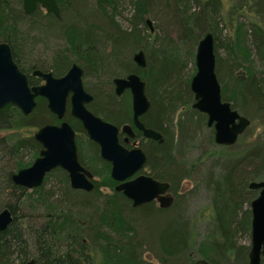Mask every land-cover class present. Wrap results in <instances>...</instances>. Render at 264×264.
Instances as JSON below:
<instances>
[{"label":"trees","instance_id":"trees-1","mask_svg":"<svg viewBox=\"0 0 264 264\" xmlns=\"http://www.w3.org/2000/svg\"><path fill=\"white\" fill-rule=\"evenodd\" d=\"M64 1L62 0V2ZM66 1L68 8L71 2L70 0ZM95 1L98 12L94 9H91L90 12L97 13L102 19L101 22L81 18L67 25L65 12L62 13V8H60V20L50 13L39 16L38 11L30 15L31 17H26L22 10L15 7L17 4H15V0H0V41L8 42L11 45L16 60L15 54L18 43L13 39L21 38L19 29L23 20L29 19L30 21L27 20L26 23L29 24L30 28L41 32L35 24L36 18H49L57 24L67 27L65 32L62 28L61 32L58 33L60 35L67 33L69 29L77 31L75 36L67 39L70 44L69 47L76 48L81 58L84 59L82 61L84 69H87L88 66L102 67L105 72L112 74L113 67L116 66L121 67L126 74L135 72L141 76L146 84L145 93L150 101V107L140 119L145 126L159 131L164 140L162 143H158L146 139L138 130H136L135 139L140 140L139 146L146 154L147 161L144 168L148 169L147 174L156 179L168 181L174 201L172 206L167 209L159 208L153 202L136 208L180 211L178 213L179 227L170 222L165 235L158 238L157 246L146 244V247L160 264H172L170 260L176 254L184 259L179 264H186L190 258L188 240L191 232L189 222L181 209L182 205H180L186 193H180L179 189L181 181L191 177L195 164L193 161L179 160L175 156V150L177 146L191 139L190 132H193L194 127L199 126L201 122L207 126V123L203 113L191 108L193 94L189 88V81L192 75L187 80H182L183 62L181 63L179 58L182 55L186 56V53L192 55L197 41L205 32L210 31L214 36V32L219 29L221 23L222 0H134L133 17L130 20L133 26L130 30L119 28L113 21V10L116 8L117 0ZM255 4L264 17V8L258 6L257 0H255ZM145 15L157 19L161 27L163 25V29L161 28L158 34L147 33L155 45L146 49V66L142 69L133 62L132 56L129 54L137 46L140 49L144 48L140 45L143 34L136 26L137 24L147 26L144 19ZM169 28L170 31L176 30V39L171 37L169 30H166ZM238 28L240 31L235 35V43L239 50L242 49L244 56L249 57L251 52L248 44L252 45L261 61L262 69L258 71L248 68L244 76H234L232 97L226 95L224 79L218 75L220 59L216 53L215 72L221 86L222 100L232 99V108L251 119L255 116L260 118L262 132L255 140L247 143L237 156H226L225 146H221V149L217 151H209V154L217 155L218 159H216L213 167L207 168V176L205 175L206 184L211 191L210 229L206 240L198 246V251L202 258L211 264H225L227 262L247 264L249 246L241 245L237 238L238 234L250 230V208L243 209V204L248 203L250 206L251 200L257 195V192L252 194L253 190L248 188V183L253 180H264V25H252L246 29L238 26ZM101 30L104 32L103 37L100 36ZM8 31H13V33L9 34ZM107 47L110 48L109 53L103 56ZM65 56L62 51L57 53L53 57L50 68L35 64L33 66L40 67L42 70L50 69L54 75H60L71 64L70 59ZM64 57L66 58L65 62L61 59ZM16 62L18 63L17 60ZM18 66L22 71H25L19 63ZM230 74L231 67L227 70V75ZM29 83H33L32 78L29 79ZM86 89L92 92L89 86ZM97 90L100 92L99 89ZM92 95H94V99L88 108L93 113L118 126L131 123L132 113L127 102L124 105V100L118 99L114 93L109 92L102 94L107 100L102 104L101 109L96 110L93 108L96 95L93 92ZM251 102L255 104L254 111L247 113L245 107ZM42 108L49 114L46 120L44 114L35 115L36 111H40ZM181 108L183 110L177 113ZM16 110V107L11 104L0 108V130L12 128L13 116L18 111ZM19 114L20 118L16 124L18 123L17 125L22 127H39L44 123H55V117L49 113L45 100L38 102L31 115L25 116L21 112ZM37 116L39 119L36 120ZM65 120L76 131L84 133L79 121L70 116L69 113L65 115ZM207 141L212 145L215 144L212 127H210ZM89 142L97 153V159L108 166L109 172L110 164L99 156L97 144L92 141ZM76 145L79 162L92 171L80 155L77 139ZM39 148L40 145L33 138V135L16 137L12 141H8L6 137L0 138V204L6 195L7 202L1 204L2 208H8L13 215L11 224L6 230L0 232V264H26L29 259H34L35 264H66L70 262L88 264L92 258L91 251L99 252L103 264H143L140 258V250L141 245L144 244L137 239V226L125 215V207L132 208V206L121 192L114 190L115 184L108 175L106 185L112 187L111 194H103L99 191L100 183L98 182L94 184V189L91 192L67 190V193L74 191L84 195L81 202H73L68 194L67 199L70 203L81 207L95 208L96 217H94L96 220L94 217H89V224L82 229L80 228L78 235L72 236L66 250L52 241V238L58 240L60 235L69 227L74 229L78 227L77 220L70 218L69 213L45 215L44 223L39 226L33 225L23 216L17 214L24 201L26 188L14 184L11 176L18 169L25 167L20 159L23 151L30 149L37 152ZM200 159V157L197 158V160ZM228 160H232L233 163L227 168L226 162ZM214 168H217L218 171L215 172ZM237 169L242 170L245 176L235 182L233 175ZM54 173L67 181V174L64 170L59 167L53 169L45 175L42 184L33 189V191H38V199L45 197L40 192L48 177ZM103 196L106 199L104 206H101L96 200L98 201ZM43 204L46 205L47 212H55L56 206L54 204L47 200H43ZM105 228L110 229L113 233H121L125 236L128 234V240L123 244L118 243L113 238V234L106 231ZM80 230L87 235H81ZM79 235L81 236L79 237ZM77 237L79 240H76ZM182 254L183 256H181ZM261 263L264 264V258Z\"/></svg>","mask_w":264,"mask_h":264},{"label":"rangeland","instance_id":"rangeland-1","mask_svg":"<svg viewBox=\"0 0 264 264\" xmlns=\"http://www.w3.org/2000/svg\"><path fill=\"white\" fill-rule=\"evenodd\" d=\"M58 5L62 8V13L65 12L66 24L70 25V22L77 21L76 19L86 18L88 20H94L101 22L102 19L94 11L90 12L91 9H94L98 12L96 7L95 0H70L71 5L67 8L68 4L65 0H57ZM133 1L134 0H117L113 10L114 19L113 21L119 28L124 30H130L133 26L131 23V18L133 17ZM17 3V4H16ZM65 3V5H64ZM15 7L22 10V1L15 0ZM257 4L260 8H264V0H257ZM71 6V7H70ZM38 15H44L46 12L44 9L39 8L37 10ZM26 17H31L24 15ZM150 18L152 21L153 31L151 32L148 28V25L145 27L142 24H137V29L143 34L142 42L140 45L144 46L141 48L144 50V55L146 49H150L154 46L153 39L147 35V33L158 34L160 29H163V25L157 19L149 15H145L144 19ZM35 19V18H34ZM29 19H24L22 24H20L19 35L21 38L16 37L15 40L18 43L17 46V55L21 64L25 68L35 64L41 67L50 68L53 63V57L62 51L65 57H68L72 62H75L82 66L83 58L79 51L76 48H70L68 37L75 36L77 32L75 29H69L67 33L60 35L62 28L65 32L67 27L64 25L57 24L49 18H36V25L39 27L40 31L33 30L30 28L29 24L26 23ZM30 21V20H29ZM252 25H264V17L261 14V10H258L255 0H222L221 8V23L219 29L214 32L215 36V53L216 56L220 59L218 75L220 78H223L224 88L226 95L232 97V85L234 76L240 77L244 76L247 72L246 69H257L260 71L261 61L259 60L258 55L255 53L252 45L250 46L251 55L245 57L242 49L239 50L237 44L235 43V35L239 33L240 29L238 26H241L243 29L249 28ZM79 30V29H78ZM170 35L173 39H176V30L173 29L170 31ZM100 36L104 33L101 30ZM9 34H12L13 31H8ZM7 33V34H8ZM104 36V35H103ZM102 36V37H103ZM22 42V43H20ZM74 46V45H73ZM248 46V47H249ZM139 46L135 47L129 55H133L134 52L138 51ZM109 49L107 47L104 50L103 56L108 55ZM195 53V49H193ZM194 53L191 55L186 53V56H183L180 59L181 63L183 62L181 69V78L182 80H187L190 75H193L195 72L194 65ZM128 55V54H127ZM128 55V57H129ZM61 58L62 61H66V58ZM67 58V59H68ZM133 60V59H132ZM106 62V61H104ZM134 62V61H133ZM231 67V74L227 75L228 68ZM84 69V68H83ZM113 75L109 72H105L103 68H95L94 66H88L87 69H84L82 81L85 87L89 86V89L95 93L96 99L93 103V108L96 110L101 109L102 104L107 100L104 95L106 93H114L112 78L114 76H125L123 69L121 67H113ZM192 77V76H191ZM94 87H93V86ZM99 89L100 92H98ZM89 91V90H88ZM90 92V91H89ZM92 92H90L92 94ZM102 93V94H101ZM94 96V95H93ZM118 99L124 100V105L127 104L131 109V97L128 91H125ZM230 104H233L232 99L227 100ZM255 104L253 102L249 103L245 107L247 113L254 111ZM17 109V108H16ZM18 110V109H17ZM16 110V111H17ZM179 109L177 113H179ZM19 110L13 116V126L10 129L0 130V138L6 137L8 141H12L16 137L31 136L37 130V126L34 127H22L17 125L16 122L20 118ZM36 114H44L45 120L49 114L42 108L40 111H36ZM34 115V114H33ZM177 115V114H176ZM250 119V125L245 129V131L240 135L237 142L231 146H225L224 152L226 156H237L244 149L247 143L255 140L262 132L261 120L258 117ZM39 119V116L36 117V120ZM206 121V119H205ZM193 132H190L191 139L186 140V142L180 146L176 147L175 156L184 162H194L195 167L192 171L191 177L183 179L180 184V193H186L184 200L180 203L181 209L184 211V215L189 222L190 227V238L188 243L190 244L188 253L189 261L186 264L193 263L197 258L202 257L198 251V246L206 240L208 230L210 229L209 219L211 216V191L210 187L206 184L207 168L213 167L216 159L215 155L209 154L211 150H220L221 146L212 145L207 141V137L210 133V127L206 126L205 123H200L199 126L192 129ZM79 152L82 155V159L86 164L91 168L93 172V179L97 183H100L99 191L103 194H111L112 187L107 186V175L109 176L108 166L97 159V153L94 150V147L87 139V136L83 132H76ZM131 147L140 145V140L135 139V141L130 142ZM38 155V151H32L26 149L20 156L22 164L26 167L32 163L35 157ZM200 157V160L197 158ZM233 163L232 160L226 162V167L228 168L230 164ZM217 172V168H214ZM110 171V167H109ZM148 169L144 168L143 173H147ZM245 174L242 170L237 169L236 173L233 175L235 182L239 181ZM199 179V180H198ZM105 184V185H102ZM71 189L68 182L65 179H62L54 173L50 175L46 182L43 184L42 191L40 193L44 194V198L38 199V191H33V189L25 190V197L22 203L20 210L17 212L18 215L24 217L35 226H39L44 223L45 215H54L61 213H69L70 218L77 220L78 227L76 229L69 227L66 231L60 235L59 239L52 238V241L58 243L66 250L68 243L71 242L72 236L78 235L79 229L86 227L89 224V217H94L93 207H81L77 204H72L67 199V194L73 202H81L84 199V195L80 192L70 191L67 193V190ZM257 191H253L252 194ZM8 193V192H7ZM172 194V193H171ZM6 195L3 197V202H7ZM9 197V196H8ZM106 197H100L96 202L104 206ZM43 200H47L50 203L54 204L55 212H47L43 204ZM1 203V204H2ZM0 204V210L2 205ZM155 206L157 203L155 202ZM250 206L248 203L243 204V209H248ZM179 210L175 211H161L154 208H129L125 207V215L135 224L138 228V241L143 243L140 250V258L143 261V264H160L155 258L153 253L149 251L146 247V244L157 246L158 238L165 235L170 222L175 224L176 227H179ZM96 217V216H95ZM94 217V218H95ZM96 220V218L94 219ZM107 227V226H106ZM109 228V227H108ZM105 228L106 231H109L113 234V238L118 241V243H125L128 240V234L113 233L110 229ZM81 235H87V233H82ZM79 235V237L81 236ZM238 241L241 245L249 246L250 244V230L238 234ZM76 240H79L77 237ZM117 243V244H118ZM140 246V245H139ZM75 247V246H74ZM92 258L88 264H103V260L100 258L98 251L92 252ZM76 255V254H74ZM107 255V254H106ZM170 260L173 263H182L184 261L183 257L177 256ZM183 256V254L181 255ZM171 264V263H170ZM225 264H231L227 262Z\"/></svg>","mask_w":264,"mask_h":264},{"label":"water","instance_id":"water-1","mask_svg":"<svg viewBox=\"0 0 264 264\" xmlns=\"http://www.w3.org/2000/svg\"><path fill=\"white\" fill-rule=\"evenodd\" d=\"M40 6L46 12L60 19V7L57 0H22V12L30 15ZM150 31H153L150 18L145 19ZM134 63L144 69L146 59L143 50L133 53ZM195 72L190 78L189 88L193 94L191 108L206 116L208 127L213 129L216 145L231 146L250 125V119L231 107L221 98V86L215 66L214 36L205 32L197 41L194 53ZM33 75L40 76L43 83L30 85L27 75L22 72L13 58L12 48L8 42L0 41V108L7 104L15 106L28 116L37 106V97L46 100L47 108L58 120L63 119L67 102L69 113L76 118L87 138L97 144L99 156L110 163L109 176L116 182L115 191L130 199L133 207L156 201L160 208H168L174 201L170 193V183L152 177L144 170L147 161L144 150L139 147L127 148L123 143L135 137L134 129L141 132L146 139L162 143V134L144 125L141 116L149 107L150 101L145 93V81L138 73L112 78L114 94L120 97L125 91L131 97V123L120 126L96 115L87 108L93 96L84 89L83 69L73 63L62 76L55 77L50 71L34 70ZM123 134V143L119 139ZM33 138L40 144L38 155L32 163L18 169L11 176L14 184L26 189L39 187L47 173L59 167L68 176L73 189L90 192L94 188L93 175L78 160L75 131L62 120L59 124H44L34 133ZM248 188L257 191L250 202V244L247 264H262L264 258V180H253ZM13 220L8 208L0 210V232L7 229ZM26 264H35L29 260ZM66 264H79L70 262ZM192 264H211L204 258H198Z\"/></svg>","mask_w":264,"mask_h":264},{"label":"flooded vegetation","instance_id":"flooded-vegetation-1","mask_svg":"<svg viewBox=\"0 0 264 264\" xmlns=\"http://www.w3.org/2000/svg\"><path fill=\"white\" fill-rule=\"evenodd\" d=\"M40 8V6H37V8L34 10V12H36L38 9ZM42 9V8H41ZM45 11V10H44ZM34 12H32L30 15H32ZM46 12V11H45ZM46 13H48V12H46ZM51 14V13H50ZM30 15H27V16H30ZM53 15V14H52ZM54 16V15H53ZM60 16H61V14H60ZM55 17V16H54ZM58 19V18H57ZM60 19H61V17H60ZM59 19V20H60ZM12 53H13V50H12ZM15 56H16V60L18 61V63L20 64V66L22 65L21 64V62H20V60H19V58H18V55H17V52H16V54H15ZM13 58H14V60H15V57H14V55H13ZM16 60H15V62H16ZM17 63V62H16ZM18 63H17V65H18ZM73 63H75V62H72L70 65H69V67L73 64ZM79 65V64H78ZM23 66V65H22ZM81 66V65H80ZM19 67V66H18ZM68 67V68H69ZM82 67V66H81ZM23 68H24V70L25 71H22L20 68V70L22 71V72H24L26 75H27V78H28V82H29V79L30 78H32V80H33V83L31 84V83H29L30 85H39V84H41V83H43V79L40 77V76H37V75H33L32 74V72L34 71V70H36V69H38V70H41V71H43V72H48V71H50L52 74H53V72L49 69H44V70H42L40 67H34L33 65H31V66H29V68H25L24 66H23ZM45 68H47V67H45ZM68 68L62 73V74H60V75H54L55 77H59V76H62L63 74H65V72L68 70ZM82 69H83V67H82ZM83 73H84V69H83ZM83 77V76H82ZM83 82V81H82ZM83 86H84V84H83ZM84 89L87 91V92H89L87 89H86V87L84 86ZM90 93V92H89ZM91 94V93H90ZM92 95V94H91ZM93 96V95H92ZM94 99V98H93ZM93 99H92V101L90 102V103H92L93 102ZM36 100H37V104H38V102L40 101V100H45V98H43V97H37L36 98ZM45 102H46V100H45ZM90 103H88L87 104V108H88V105L90 104ZM15 107V106H14ZM46 107H47V105H46ZM36 108V107H35ZM48 109V108H47ZM89 109V108H88ZM19 110V109H18ZM35 110V109H34ZM34 110L32 111V113L34 112ZM48 111H49V109H48ZM31 113V114H32ZM49 113H51L50 111H49ZM67 113H69V103L67 102V107H66V112H65V114H64V116H63V119H61V120H58L57 118H56V116L53 114V113H51L54 117H55V123H44V124H59L62 120H64V121H67V120H65V115L67 114ZM30 114V115H31ZM70 114V113H69ZM29 116V115H28ZM71 116V115H70ZM73 117V116H72ZM74 118V117H73ZM74 119H76V118H74ZM77 120V119H76ZM78 121V120H77ZM68 122V121H67ZM69 123V122H68ZM80 123V122H79ZM44 124H42V125H44ZM70 124V123H69ZM41 125V126H42ZM71 125V124H70ZM72 126V125H71ZM40 127V126H39ZM39 127H37V129L39 128ZM82 127V126H81ZM74 129V128H73ZM83 129V128H82ZM74 131H75V141H76V139H77V134H76V132H78V131H76L75 129H74ZM84 131V130H83ZM134 131H135V136H136V129H134ZM84 133H85V131H84ZM86 134V133H85ZM87 136V135H86ZM88 139V138H87ZM119 139H120V141L123 139V134H119ZM89 140V139H88ZM90 141V140H89ZM132 141H135V137L133 138V139H129V142L128 143H123V141L121 142V143H123V145L125 146V147H127V148H132L129 144H130V142H132ZM93 142V141H92ZM40 145V144H39ZM139 146V145H138ZM41 147V146H40ZM134 147H136V146H134ZM140 147V146H139ZM40 149V148H39ZM107 162V161H106ZM109 163V162H108ZM81 164V163H80ZM110 164V163H109ZM82 165V164H81ZM86 168V167H85ZM87 169V168H86ZM63 170V169H62ZM87 170H89V169H87ZM90 171V170H89ZM144 171V170H143ZM143 171H141V172H143ZM91 173H92V171H90ZM110 172V171H109ZM67 174V173H66ZM92 175H93V173H92ZM67 182H68V184H69V180H68V176H67ZM113 182H114V184H116V182L113 180ZM93 183L95 184L96 182L94 181V179H93ZM115 186V185H114ZM69 187H70V185H69ZM71 188V187H70ZM72 190H75V191H83V190H80V189H73V188H71ZM94 189V188H93ZM83 192H85V191H83ZM91 192V191H90ZM128 199V198H127ZM129 200V202H130V204H131V201H130V199H128ZM151 202H153V203H155L156 201L154 200V201H151ZM148 203H150V202H148ZM157 203V202H156ZM145 204H147V203H145ZM143 205V204H142ZM131 206H132V204H131ZM141 206V205H140ZM172 206V205H171ZM170 206V207H171ZM137 207H139V206H137ZM157 207H159L158 206V203H157ZM132 208H136V207H133L132 206ZM160 208V207H159ZM169 208V207H168ZM162 209H164V208H162ZM167 209V208H166ZM200 258H202V257H200ZM198 259V258H197ZM196 259V260H197ZM29 260H31V259H29ZM28 260V261H29ZM34 260V259H33ZM27 261V262H28ZM248 261V260H247ZM26 262V263H27ZM35 262V261H34ZM192 264V263H191Z\"/></svg>","mask_w":264,"mask_h":264}]
</instances>
